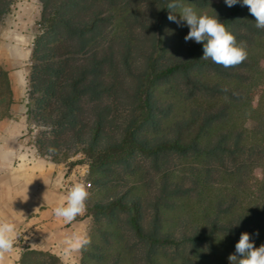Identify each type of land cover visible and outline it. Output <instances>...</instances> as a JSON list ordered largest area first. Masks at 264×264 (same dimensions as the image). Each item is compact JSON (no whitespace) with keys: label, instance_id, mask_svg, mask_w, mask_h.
Instances as JSON below:
<instances>
[{"label":"trees","instance_id":"trees-1","mask_svg":"<svg viewBox=\"0 0 264 264\" xmlns=\"http://www.w3.org/2000/svg\"><path fill=\"white\" fill-rule=\"evenodd\" d=\"M15 1L0 0V25ZM39 2L42 30L31 57L26 111L40 128L39 153L69 158L83 151L95 186L111 180L114 165L130 170L137 154L152 157L160 174L146 200L124 193L89 209L96 233L82 249V264H229L241 233L256 247L264 244V29L248 8L180 0L217 15L245 48L246 59L225 68L203 59V45L194 41L186 56L163 62L172 39L176 48L186 36L170 28L171 0ZM139 31L151 42L138 70ZM179 99L182 116L171 118ZM12 102L0 65V120ZM160 116L171 121L172 136L151 141L143 132L158 131ZM120 212L133 236L121 235ZM20 264L59 260L29 250Z\"/></svg>","mask_w":264,"mask_h":264},{"label":"rangeland","instance_id":"rangeland-1","mask_svg":"<svg viewBox=\"0 0 264 264\" xmlns=\"http://www.w3.org/2000/svg\"><path fill=\"white\" fill-rule=\"evenodd\" d=\"M217 2L218 0H213ZM181 6H188L186 4H182ZM198 14H206L208 10L200 12L199 9L194 8ZM149 10L146 9L144 13L150 14ZM181 9L178 8L175 13L177 19H179V13ZM41 16H42V7L39 0H16L14 4L11 6L10 13L6 16L4 21L0 25V65L4 67V69L8 72V77L10 80L11 90L13 94V81L15 78H18L19 75L22 76L23 85L21 86L23 91V100L22 103L25 105V110L27 111V104L29 101V92H30V84H29V74L31 72L32 65V52L34 48V42L37 35L41 32L42 24H41ZM172 26L171 30L174 32H185L187 35L189 28L186 24L178 25L175 22L170 23ZM137 42L135 46V50L133 53L134 57V67L136 69L142 68V62L144 54L148 51L151 38L150 34L146 31L137 32ZM173 38V37H171ZM173 43H170L168 50L165 54L163 62H168L170 60H176L181 58V56H186L187 48L191 41L183 42L181 45H176L174 47L175 41L172 39ZM173 44V45H172ZM172 46V47H171ZM2 47V49H1ZM178 47V48H177ZM12 76V79H11ZM15 103V99L13 97V102L11 106ZM177 110L174 114H170L171 118H179L182 116V102L177 100ZM123 111L124 109L121 108ZM25 111L28 120L33 124L32 128L27 133V139L30 141H34L36 145L37 134L39 133V126L35 124L31 118H29L27 112ZM124 114L126 112L124 111ZM7 117V116H6ZM161 126H159V130L155 131L152 128H147L143 133L146 134V137L151 141L157 140H166L172 136L171 133V121L169 119L161 118ZM36 132L32 134L34 128ZM117 134V132H116ZM37 146V145H36ZM38 149V148H37ZM83 156L86 160L89 161L91 165V160L86 156L83 151H78L74 156L69 158L65 157L64 154H60L57 158H54L58 162H64L65 165L72 164L73 160ZM169 155L164 153L161 155L164 162ZM75 158V159H74ZM176 160V159H175ZM180 162L179 160H176ZM125 165H114L112 166L115 174H111V180H109L107 184L104 185H96L90 182V189L88 191L89 195L85 201V210L81 215H78L75 218V221H83L86 224L85 229L81 233H87V236H93L95 234V222L92 213L89 209L98 201L107 202L109 199L121 196L122 194H127V199L134 198L139 196L140 198L147 199L151 196L152 192L159 187V176L160 174H156V171L152 167V157H146L143 154H137L130 161V170L124 167ZM139 180L142 181L139 183ZM136 185L137 187L133 190H130L131 186ZM149 208L144 207L146 215L150 213ZM126 214L125 212H120L121 220H125ZM150 222L149 216H147V223ZM108 226L107 224H105ZM117 227L118 224H117ZM116 228V227H115ZM121 235L122 236H133L132 231L129 226L125 223H122L121 226ZM99 235V234H98ZM84 247V246H83ZM83 249V248H82ZM82 249L77 252H70L67 248L64 250L55 251L49 247H39L36 246L34 249H25L19 252L18 261L16 264L21 263V259L23 254H25L29 250H33L35 252L41 253H49L54 255L59 260V264H82ZM43 263H46L47 259H41Z\"/></svg>","mask_w":264,"mask_h":264},{"label":"crops","instance_id":"crops-1","mask_svg":"<svg viewBox=\"0 0 264 264\" xmlns=\"http://www.w3.org/2000/svg\"><path fill=\"white\" fill-rule=\"evenodd\" d=\"M22 85L19 75L13 81L15 103L9 116L0 120V214L15 222L17 231L14 250L0 256V264H16L28 241L59 253L67 248L65 237L81 233L86 226L83 221L66 223L53 214L52 209L66 195L59 189L65 163L39 151L34 156L27 147L33 124L22 103Z\"/></svg>","mask_w":264,"mask_h":264},{"label":"clouds","instance_id":"clouds-1","mask_svg":"<svg viewBox=\"0 0 264 264\" xmlns=\"http://www.w3.org/2000/svg\"><path fill=\"white\" fill-rule=\"evenodd\" d=\"M228 7L237 4L246 6L255 18L256 27L264 29V0H225ZM180 8L179 19L175 9ZM169 21L189 28L185 42L194 41L203 45V59H211L225 68L240 64L247 53L238 45L235 36L227 30L218 16L198 14L191 6H181L180 0H171L167 5ZM89 193L83 183H75L52 209L53 214L66 223H71L85 210ZM17 241L16 224L0 214V256L12 252ZM90 243L87 233H74L65 237L64 244L70 252H77ZM229 264H264V244L256 247L247 232L241 233L235 252L228 256Z\"/></svg>","mask_w":264,"mask_h":264},{"label":"built area","instance_id":"built-area-1","mask_svg":"<svg viewBox=\"0 0 264 264\" xmlns=\"http://www.w3.org/2000/svg\"><path fill=\"white\" fill-rule=\"evenodd\" d=\"M34 128V127H33ZM36 132V129L34 128L32 131V134ZM27 147L30 151L33 152L34 156L38 155V149L35 145L34 141L27 140L26 143ZM29 151V152H30ZM75 159V158H74ZM72 164L71 165H65V170L62 175V178L59 182V189L67 192V190L73 186L75 183H83L86 187L87 192L90 189V182L88 181L90 176V163L88 160H86L83 156L80 155L79 159L73 160L72 158ZM35 245L32 241H28L26 245H24L21 248V251L25 249H34Z\"/></svg>","mask_w":264,"mask_h":264}]
</instances>
